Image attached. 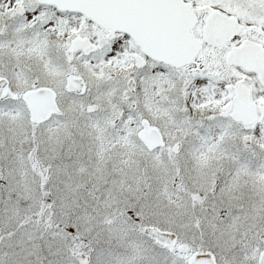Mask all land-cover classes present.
<instances>
[{
	"label": "snow or ice",
	"instance_id": "1",
	"mask_svg": "<svg viewBox=\"0 0 264 264\" xmlns=\"http://www.w3.org/2000/svg\"><path fill=\"white\" fill-rule=\"evenodd\" d=\"M0 264H264V0H0Z\"/></svg>",
	"mask_w": 264,
	"mask_h": 264
}]
</instances>
